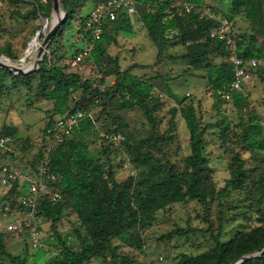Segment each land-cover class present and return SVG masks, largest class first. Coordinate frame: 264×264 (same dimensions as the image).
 Returning <instances> with one entry per match:
<instances>
[{
    "label": "rangeland",
    "instance_id": "1",
    "mask_svg": "<svg viewBox=\"0 0 264 264\" xmlns=\"http://www.w3.org/2000/svg\"><path fill=\"white\" fill-rule=\"evenodd\" d=\"M73 0H60L63 10ZM95 0H80L76 5L77 21L65 28V33L56 40L51 39L45 48L44 57L60 66H68L78 48H84L87 41L77 34L80 14L89 11ZM218 16L233 22V32L250 53L264 48V11L262 0H251L239 9L233 0H205ZM66 11V10H65ZM141 10L130 15L132 31L111 32L113 40H106L108 52L119 58L122 69L131 67L132 73L149 78L161 75L168 83L170 93L154 89L148 103L156 104L154 120H150L145 110L137 104L127 108L119 105V92L113 86L115 78L106 76L103 70L91 63L86 57L75 66L74 71L89 80L90 87L108 92V96L96 106L92 92L81 100L95 112V123L85 136L91 155L102 165L103 175L99 179L101 197L107 187H111L110 171L117 182L125 186L132 183L138 188L143 182V191L150 188L149 177L153 174L164 175L168 165H174L180 172L191 171L190 136L180 108L193 103L196 114L203 126H208L204 136L203 154L211 168L212 182L216 190L223 188L232 176L236 166L244 168V182L239 188L232 189L222 201L209 198L207 205L198 198L186 197L184 200L160 204L155 202L151 208V219L144 223L133 216L126 231L108 240L111 250L102 257H96L84 264H178L182 255H200L215 247L214 236L220 233L225 242L235 235L264 223V150L248 149L245 141L249 117L254 113L264 127V73L258 70L248 82L246 101L238 109L234 102L217 101L208 84L206 70L195 68L184 57L191 48V42L177 32L159 34V46L149 36L142 21ZM49 23L45 33L39 35L40 44L49 32L53 16V0H0V56L5 55L10 62L19 64L25 55L30 41L42 30L46 15ZM50 46L57 49L50 57ZM36 53V52H35ZM34 53V54H35ZM34 56L27 57L23 67L29 66ZM210 62H223V57L210 56ZM41 63V62H40ZM40 67V64H39ZM25 75L12 74L0 70V79L5 90L0 96V135L11 133L18 144L19 156H11L19 164L33 165L44 153L51 140L45 135V127L51 119L60 115L49 100L47 91L50 82L40 78L37 70ZM159 81V80H157ZM81 91L78 92L80 97ZM112 131L126 134L127 140L119 149L109 150L103 135ZM134 146V149H130ZM148 151L155 159L144 163L140 156ZM130 161L134 175L125 166ZM7 188L0 187V219L7 198ZM136 207L128 206L125 215H133ZM263 210V211H262ZM41 245L33 247L24 222L22 231L10 232L0 236V247L12 256L20 258V264H58L62 251L66 248L80 250L83 246L73 229L81 225V220L71 206H65L57 223L56 233L49 230V222L44 219ZM220 225H222L220 227ZM176 227L188 232L178 237L163 240L161 236ZM210 229V230H208ZM56 234H51L53 232ZM94 236L104 239L106 235L96 232ZM93 239L86 238V242ZM138 242V244H136ZM6 264H13L5 257Z\"/></svg>",
    "mask_w": 264,
    "mask_h": 264
},
{
    "label": "trees",
    "instance_id": "2",
    "mask_svg": "<svg viewBox=\"0 0 264 264\" xmlns=\"http://www.w3.org/2000/svg\"><path fill=\"white\" fill-rule=\"evenodd\" d=\"M105 1L108 0H95V4L89 11L80 14L77 34L80 36L81 33H84L86 36L84 40L92 42L93 46L88 59L91 58L97 68L103 70L104 77L101 79L102 82H105L106 76L115 78L113 86L119 92L120 107L127 108L137 104L145 110L150 120H154L153 110L157 108V105H150L148 101L152 97L154 89H159L160 92L164 91L172 95L168 83L164 82L161 75L145 78L133 74L132 68L134 65L122 69L119 64V58L112 56L108 52L105 42L106 40H113L111 33L113 31H132L130 15L125 13L119 15L116 20L106 24L105 32L100 37L90 38V31L86 28V20L89 18L92 9L98 3ZM134 1L136 10L139 9L143 12L142 21L149 32V36L158 44L160 53L164 50V46L160 45V33L177 32L184 36L185 41L191 42V48H189L184 57L195 68L206 70L212 95L219 101L221 99L219 91L229 88L234 73L232 66L227 61L230 53L228 46L224 41L210 36L211 29L218 25V21L205 15L202 9L205 5V0H190L195 3L194 8L190 12H181L179 7L173 6L176 0ZM78 2L80 0H73L72 4L65 5L66 20L53 36V40L59 37L62 39L65 28L73 21H77L78 15L75 7ZM250 2L251 0H233V4L237 9L243 4ZM262 10L264 11V0H262ZM46 17H49V15L47 14ZM233 36L243 57L264 56V48H261L260 52L250 53L235 33H233ZM49 49L51 54L49 58H51L56 54L57 49L52 46ZM81 51L83 49L78 48L74 57ZM212 55L223 57V62H210L209 58ZM2 69L8 71L0 67V70ZM258 70L264 73V62L257 65L253 69V73ZM37 73H39L41 79L50 82L47 96L49 100L54 102V107L59 115H63L71 108L93 110L88 105L81 103L82 98L89 92L94 94L92 101L96 106L100 105L108 96L107 91L99 88L92 89L89 85V80L83 79L81 74L74 71L70 65L63 67L53 63L51 59L48 60L43 57ZM28 76L25 75V77ZM247 84L242 91H234L232 93V102L238 109H241L243 102L246 101L244 94ZM4 90V83L0 79V96ZM79 91H81L80 97H78ZM180 111L190 136L192 152L188 162L191 171L183 173L178 171L174 165H168L165 169V171L167 170L166 174L162 176L153 174V176L149 177L152 184L146 191H143L142 181L139 189L133 188L132 183L125 186L123 183L117 182L113 171H110L109 176L112 185L107 187L104 192V194L108 195L106 199L101 197L102 191L99 187V179L104 173L102 165L91 155L89 145L85 140V136L95 123L96 117L94 119H84L71 135L65 136L61 140H53L49 137L52 146L49 150L50 171L56 175L57 184L64 192V196L56 202L40 199L39 208L45 221L49 222V230H54L58 233L57 223L62 210L67 205L71 206L81 220V225L75 227L72 234L83 242L80 250L76 251L71 248L63 250L58 264H84L93 258L102 257L111 250L110 243L106 240L111 236H118L126 231L127 225L131 222L133 216L144 223H148L151 219V208L157 201L160 204H164L165 201H180L186 199V197H191L198 198L203 204L207 205L209 198H212L217 200L219 205L222 206V201L228 196L230 191L243 185L245 171L241 163H239L233 176L227 180L225 186L219 190L215 189L211 177V168L203 154V140L208 131V126H203L199 121L193 103L182 106ZM55 120L54 118L51 119L45 127V135L47 137V128L52 126ZM110 133H122L126 136L121 131H112ZM2 135H10L13 139L8 145L7 155L18 157V144L14 136L11 133ZM103 140L107 149L112 151L119 149L126 142L127 136L125 141L119 146H115L104 137ZM245 141L248 149L264 150V127L254 113L249 117ZM130 149H134V146H130ZM44 153L40 155L34 166H24L33 169L40 159L43 158ZM140 156L143 157V162L147 164L155 159L147 150L140 153ZM18 188L19 186L16 184L7 194V198L11 199V201L13 200V204H18V198L21 194V189ZM132 205L136 207L134 214L132 216L125 215L126 207ZM54 231L51 234L56 235ZM10 232L15 231H8L0 234V236ZM96 232H100L101 235H106V237L100 239L101 236H94ZM187 232V229L176 227L163 234L161 238L167 240ZM89 237L93 239L86 242V238ZM214 240L215 247L211 251L195 256L183 254L182 260L178 264H229L242 255L260 251L264 247V223L258 228L241 232L228 241H221L220 233L214 236ZM5 257L9 258L13 264H20V258L12 256L1 245L0 258L3 264H6ZM241 264H264V254L244 261Z\"/></svg>",
    "mask_w": 264,
    "mask_h": 264
},
{
    "label": "built area",
    "instance_id": "3",
    "mask_svg": "<svg viewBox=\"0 0 264 264\" xmlns=\"http://www.w3.org/2000/svg\"><path fill=\"white\" fill-rule=\"evenodd\" d=\"M173 6L179 7L181 12H190L195 3L190 0H176ZM202 9L206 16L218 21V25L211 29L210 36L224 41L230 50L227 61L233 68V79L227 90L219 91L221 98L230 102L232 101V93L242 91L251 80L254 75L253 69L264 62V56L243 57L233 36L232 22L228 18L218 16L210 6L204 5ZM136 11L134 0H108L98 3L86 20V28L90 31V38L100 37L105 32L106 24L116 20L119 15L123 13L132 15ZM79 37L84 40L86 36L81 33ZM92 46V42L88 41L83 51L71 59L68 64L75 68L83 59L90 57ZM89 60L96 66L91 58ZM94 115V110L71 108L47 128V135L53 140H61L63 137L71 135L84 119H94ZM103 137L115 146H119L126 139L122 133H106ZM12 140L10 135L0 136V187L7 188L8 192L17 184L18 189H21V194L18 198V204H9L8 202L4 204L3 216H12V218L0 219V234L8 231H22L26 221L31 245L38 247L41 245L44 226V216L39 208L40 199L56 202L63 198L64 192L57 184L56 175L50 171L49 150L52 146H48L43 158L31 169L22 166L18 160H13L7 155L8 145ZM125 166L130 169L131 176L135 174V170L130 166V161H126ZM0 264H3L1 258Z\"/></svg>",
    "mask_w": 264,
    "mask_h": 264
},
{
    "label": "water",
    "instance_id": "4",
    "mask_svg": "<svg viewBox=\"0 0 264 264\" xmlns=\"http://www.w3.org/2000/svg\"><path fill=\"white\" fill-rule=\"evenodd\" d=\"M53 10H54L53 16L55 17V19L52 22V26L50 27L49 32L46 33V35L42 41V44L38 48L32 63L27 67H23V66L19 65L22 63L18 62L19 64H14L12 62H8L6 60H8L9 58L5 55H1L0 56V67L1 68L8 70L10 73L22 74V75H26V74H28L32 71H35L39 68V64L42 61L44 54H45V48L48 46V44L51 41V39L53 38V36L57 33L60 26L66 20L67 14H66V11L62 9L61 4H60V0H53ZM48 23H49V17H45L43 28H42V30H39L37 32V35L35 36L36 39L39 38V35L41 33L46 32ZM28 47H30V44ZM263 254H264V247L262 248V250L254 252L252 254L242 255L238 259L230 262L229 264H241L244 261H247V260L252 259L254 257L262 256Z\"/></svg>",
    "mask_w": 264,
    "mask_h": 264
},
{
    "label": "bare ground",
    "instance_id": "5",
    "mask_svg": "<svg viewBox=\"0 0 264 264\" xmlns=\"http://www.w3.org/2000/svg\"><path fill=\"white\" fill-rule=\"evenodd\" d=\"M48 27V26H47ZM30 47L27 48L26 52H25V55L20 59L19 63H23L27 60V57L29 56H34L38 50V48L40 47V40L39 38H33L31 41H30ZM35 53V54H34ZM8 62H10V60H6Z\"/></svg>",
    "mask_w": 264,
    "mask_h": 264
},
{
    "label": "crops",
    "instance_id": "6",
    "mask_svg": "<svg viewBox=\"0 0 264 264\" xmlns=\"http://www.w3.org/2000/svg\"><path fill=\"white\" fill-rule=\"evenodd\" d=\"M107 45V44H106Z\"/></svg>",
    "mask_w": 264,
    "mask_h": 264
}]
</instances>
